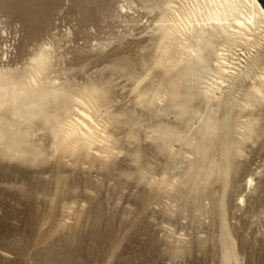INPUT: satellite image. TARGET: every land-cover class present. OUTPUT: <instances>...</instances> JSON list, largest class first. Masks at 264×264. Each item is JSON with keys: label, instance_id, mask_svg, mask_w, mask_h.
I'll return each instance as SVG.
<instances>
[{"label": "rangeland", "instance_id": "374dc122", "mask_svg": "<svg viewBox=\"0 0 264 264\" xmlns=\"http://www.w3.org/2000/svg\"><path fill=\"white\" fill-rule=\"evenodd\" d=\"M170 7L179 16L169 12L167 24L191 19L193 0H0V67L28 68L38 45L52 44L42 83L57 88L44 96L25 81L3 83L17 91L7 137L22 129L17 139L39 161L0 156V264H264V51L231 93L197 65L181 107H169L166 84L183 68L173 67L176 42L159 48L155 28ZM124 58L133 77L117 68ZM89 86L98 91L85 109L91 120L72 105ZM250 115L256 133L234 157ZM207 118L218 133L199 158ZM79 120L76 136L91 128L94 138L65 151L64 130ZM178 126L171 146L157 140ZM213 151L217 174L204 184Z\"/></svg>", "mask_w": 264, "mask_h": 264}, {"label": "bare ground", "instance_id": "6f19581e", "mask_svg": "<svg viewBox=\"0 0 264 264\" xmlns=\"http://www.w3.org/2000/svg\"><path fill=\"white\" fill-rule=\"evenodd\" d=\"M141 1L145 4L152 2V0ZM171 1L173 2L174 0ZM130 2L132 5V0H130ZM122 9H124V7H122ZM171 9L172 8L170 7V10ZM190 10L192 13L191 19L186 20L182 26L177 27L178 25L175 26L167 24V20L169 18V12L176 13V16H179V13L173 9L172 11H168L165 8L162 9L159 12V19L155 28L161 33V40L158 46L159 48H162L164 51L167 49L166 43L168 41L166 40L169 37L173 38V42H170V44L176 42L178 57L176 59L177 62L173 64V67L181 66L183 68L173 75L166 84L165 98L167 99L168 106L173 108H180L184 102L185 97L182 95L181 90L184 82L182 81L183 79L185 80V78H189L191 76L196 80L195 77L197 75L195 77L193 75H195L194 69L197 65L201 66L203 73L215 80L213 81L215 82L214 87L216 90H222V87L227 85L229 86L228 88L231 93L237 87V80L249 75L257 68V61L261 58L257 55L258 51L256 48L264 51V8L258 0H193V9ZM108 13L107 15L111 16L112 13ZM100 14L101 15L99 16H102V13ZM101 19L104 20V18ZM49 24L51 25V23ZM247 47H250L252 49L251 52H255V54L250 55L249 50L247 51ZM237 51L239 52L238 54H236ZM53 52L52 44L41 43L38 45L37 50L32 54L30 58L31 63L28 68H24L22 70L17 68L10 72L5 69L6 67H0L1 157L5 156V158H7V155L18 158L23 157L26 163L33 165L37 164L39 161L38 156L33 152V149L23 144V141L20 139H17L18 135L23 133L22 129L21 131L19 129V131L16 132V135L11 133L13 136L7 137V128L5 126L7 110H10V104L14 103L15 99L12 95L17 94V91L15 89L16 87H12V89L7 93V87H4L3 83L9 78L17 79L19 82H28V84L32 87L31 90L34 92L37 91V94L39 95H53L57 88L48 89L45 88L42 83L43 76L50 72L49 66L53 61ZM6 54L7 49L2 50V57L6 56ZM232 55H237L238 58H233ZM233 60L235 62H232ZM129 66L130 63L127 58L120 59L117 63V68L119 70L127 71V75L133 77L134 72L129 69ZM57 70H59V67ZM184 70H186V72H184ZM91 86L85 88L82 97L78 100H74L72 103L74 111L82 114L84 118L89 120H91V117L85 109L93 107L92 100L98 92L97 89ZM216 90L212 89L211 91L215 94ZM256 92L261 94L262 90L257 89ZM250 116L251 118L248 117V120L246 119L244 123L239 124V129L242 128L243 130L239 132L240 138L238 139L236 146L234 145V157L242 156V150L245 143L247 141L250 142V139H252L256 133L255 121L257 118L252 115ZM24 120L25 117L20 116L19 123H24ZM182 123L183 120H180L179 124L181 125ZM79 124H84V122L81 120L77 122L72 121L64 130L63 142L66 144L64 145L65 151H74L77 146L85 148L94 138L91 128H87V132L81 137L76 136V133L79 130ZM204 125V130L202 129L203 132L202 130L199 131L202 132L200 134H202L201 136L203 139L197 141L193 146L194 154H196L199 158H208L207 153L209 151V146L211 147L209 141H211V139L218 133V126L214 121L207 118ZM37 128L40 129L42 127L39 124L37 125ZM178 132L179 126L176 128H165L158 134L157 140L166 147L171 146L172 142L178 140ZM57 137V134H54L55 140ZM66 139H70L69 142H67ZM132 159L133 161H138L140 159L139 153H135ZM209 159L210 162L204 172V184L208 183L217 174L215 169L218 163V156L214 152V154H211ZM190 171L191 170H189V172ZM179 183L181 184L182 182ZM158 184L162 185L161 182Z\"/></svg>", "mask_w": 264, "mask_h": 264}, {"label": "crops", "instance_id": "0c3cea01", "mask_svg": "<svg viewBox=\"0 0 264 264\" xmlns=\"http://www.w3.org/2000/svg\"><path fill=\"white\" fill-rule=\"evenodd\" d=\"M261 6L264 8V0H258Z\"/></svg>", "mask_w": 264, "mask_h": 264}]
</instances>
